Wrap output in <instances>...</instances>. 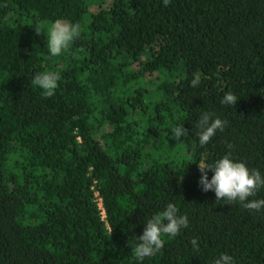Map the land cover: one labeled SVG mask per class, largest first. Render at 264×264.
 <instances>
[{
	"label": "trees",
	"instance_id": "trees-1",
	"mask_svg": "<svg viewBox=\"0 0 264 264\" xmlns=\"http://www.w3.org/2000/svg\"><path fill=\"white\" fill-rule=\"evenodd\" d=\"M56 20L81 34L52 57ZM203 111L228 123L201 147ZM225 155L264 175V0H0V264H264V209L199 186ZM168 203L189 227L137 261Z\"/></svg>",
	"mask_w": 264,
	"mask_h": 264
},
{
	"label": "clouds",
	"instance_id": "clouds-1",
	"mask_svg": "<svg viewBox=\"0 0 264 264\" xmlns=\"http://www.w3.org/2000/svg\"><path fill=\"white\" fill-rule=\"evenodd\" d=\"M170 0H163V4L167 7ZM37 35L42 34L35 31ZM81 34V26L73 24L66 20H56L52 23L49 31L47 44L50 55L52 57L59 56L62 51L66 52L71 46L74 39ZM60 75L56 72H43L34 76L32 83L39 86L44 91V95L51 97L57 88V82ZM200 79L193 78L191 86L193 88L199 86ZM237 97L232 92H226L221 100L222 105L235 106ZM214 114L203 111L196 123L195 135L198 137L201 147L210 143L211 139L219 130L224 131L227 121L220 118L213 119ZM188 134V130L184 125H176L172 128V139L177 142ZM199 171L201 177L199 186L203 192L213 191L216 199H226L229 204L240 203L244 208L250 211H260L264 209V199H252L256 192L264 187V175L257 169L249 170L244 163L234 162L230 156L225 155L217 160L214 164L200 162ZM214 174L209 180L208 171ZM178 208L173 203H168L165 210L154 215L151 219H147L142 235L136 240L139 243L133 249L137 261L142 262L146 257H152L160 252L164 247L162 235L176 237L181 229L189 227L188 217L186 215H178ZM194 250H199L198 240L196 238L190 241ZM213 264H233V257L224 254L213 261Z\"/></svg>",
	"mask_w": 264,
	"mask_h": 264
},
{
	"label": "built area",
	"instance_id": "built-area-1",
	"mask_svg": "<svg viewBox=\"0 0 264 264\" xmlns=\"http://www.w3.org/2000/svg\"><path fill=\"white\" fill-rule=\"evenodd\" d=\"M94 196H96V193H94ZM98 206H100V204L98 203Z\"/></svg>",
	"mask_w": 264,
	"mask_h": 264
}]
</instances>
